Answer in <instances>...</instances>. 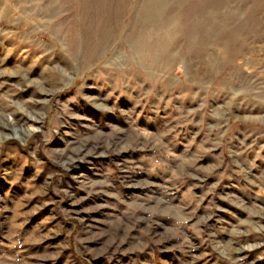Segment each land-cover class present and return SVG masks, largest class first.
<instances>
[{"label":"rangeland","instance_id":"374dc122","mask_svg":"<svg viewBox=\"0 0 264 264\" xmlns=\"http://www.w3.org/2000/svg\"><path fill=\"white\" fill-rule=\"evenodd\" d=\"M0 264H264V0H0Z\"/></svg>","mask_w":264,"mask_h":264}]
</instances>
